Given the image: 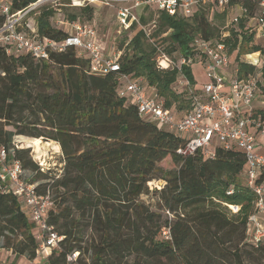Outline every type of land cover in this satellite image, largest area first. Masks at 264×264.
Wrapping results in <instances>:
<instances>
[{"label": "trees", "instance_id": "16d2710c", "mask_svg": "<svg viewBox=\"0 0 264 264\" xmlns=\"http://www.w3.org/2000/svg\"><path fill=\"white\" fill-rule=\"evenodd\" d=\"M3 1L14 12L38 0ZM262 1L229 0L241 15L223 38L205 10L218 6L213 1L195 5L186 15L146 4L150 14H139V22H152L153 30L121 38L119 71L103 76L91 74L88 57L74 48L37 60L30 54H8L0 44V144L31 172L26 180L37 184V193L51 199L46 221L62 237L46 264H264V242L246 240L257 196L245 183L244 153L221 146L212 158L199 150L177 153L184 138L140 117L136 106L117 92L118 76L131 75L152 88L165 108L183 115L193 95L176 82L177 68L158 67L157 46L147 40L165 34L158 42L165 44L161 51L178 52V58L192 57L196 40H221L236 77H256V98L262 104L253 115L264 119V46L255 42L247 24L255 22ZM44 3L30 11L37 13L36 33L60 41L68 30L51 24L55 9ZM218 7L224 15L227 8ZM92 12L86 5L78 13L90 20ZM78 13L67 18L77 20ZM3 20L0 14V26ZM256 52L263 59L258 67L242 59ZM192 65L183 64L180 72L200 91L207 78L201 69L204 79L198 81ZM15 135L55 142L58 168L41 169L28 148L15 147ZM166 158L173 169L159 166ZM159 178L164 183L151 190L148 183ZM261 182L264 171L256 181ZM227 204L240 208L232 213ZM33 227L19 198L0 191V247L34 259L39 242ZM75 252V260L69 261Z\"/></svg>", "mask_w": 264, "mask_h": 264}, {"label": "built area", "instance_id": "2783aa9c", "mask_svg": "<svg viewBox=\"0 0 264 264\" xmlns=\"http://www.w3.org/2000/svg\"><path fill=\"white\" fill-rule=\"evenodd\" d=\"M41 0L19 11H12L10 5L0 0V14L4 20L0 26V44L5 46L8 54H30L37 60H48L51 52H64L68 48L76 49L78 54L89 59V72L103 76L119 71L120 51L109 52L98 39L95 28L78 20L64 23L68 32L56 41L41 37L34 28L29 27L25 16L39 5ZM106 4H117V16L124 28L132 23L139 25L135 8L139 5L154 3L157 8L169 14H189L192 7L201 2H215L223 8L229 7V0H102ZM239 17H234L237 22ZM255 24L264 34V0L260 3V13L255 17ZM30 28V29H29ZM227 34H223L222 38ZM221 38V39H222ZM193 56H179L175 61L165 53L158 57L159 68H177L176 82L185 87L192 95L193 102L189 111L176 115L163 105V101L155 92L145 91L141 81L131 75L118 76L117 92L121 98L133 103L138 115L157 125L175 131L185 140L183 148L177 153H193L201 151L205 158H212L216 146L224 149L239 150L244 153L247 163L245 183L256 194L254 211L248 216L246 240L256 244L264 242V182L256 183L264 171V119L253 115L256 100L257 79L249 76L244 79L236 77L237 69L230 68L229 54L223 41L196 40L193 45ZM254 54V53H251ZM252 61L250 54L242 56L246 62L258 67L263 59L259 52ZM200 64L207 81L201 85L200 91L180 72L183 64ZM12 149L0 144V191L11 192L19 198L23 209L29 213L30 221L38 227L39 242L37 256L46 258L52 247H55L61 236L46 221L52 201L37 193L36 183H29L21 163L10 157ZM41 169L50 167L44 160H35ZM231 190L227 191L230 193ZM232 213L239 210V205L227 204ZM167 237L169 232L164 230ZM77 252L68 256L75 260Z\"/></svg>", "mask_w": 264, "mask_h": 264}, {"label": "rangeland", "instance_id": "374dc122", "mask_svg": "<svg viewBox=\"0 0 264 264\" xmlns=\"http://www.w3.org/2000/svg\"><path fill=\"white\" fill-rule=\"evenodd\" d=\"M45 4V7H52L55 9L54 15L50 18V22L52 25L56 27H64L65 22L69 21L67 18L69 14H74L79 12V7H84L86 5L92 6L93 12L92 17L90 20H86L83 14L77 15V20L81 23H87L92 25L98 35L99 41L102 43L104 47H106V50L109 52L117 51L118 50V42L121 38H131L133 37L138 30H140V27L138 24H136L135 27L132 28V24L128 28H124V26L121 25L119 22L118 16H117V4H106L102 0H41L39 4L41 3ZM146 4H141L138 7L135 8V14L139 16V14L144 13L145 16H149L150 14V6ZM201 6V5H200ZM195 7H192V10H194ZM207 11L209 19L212 21V23L218 28V30L222 34H228L227 31L230 28H236L237 22H233L234 17H239L241 15V10L238 6H230L226 9V13L222 15L220 13V8L218 6H215L212 8L207 7L205 8ZM213 11V12H212ZM258 13V12H257ZM37 13L29 12L25 16L26 22L29 23V27L34 28L36 27V18ZM248 26H250L251 31L254 33V40L258 44L264 46V34L260 30L258 26L255 25L254 19L248 20ZM145 27V32L150 33L153 30L152 22L147 24ZM30 29V28H29ZM143 30V29H142ZM162 36H165V34H158L155 37L150 38L147 40L150 43H153L157 46V53H156V63H158V57L163 52L161 51L165 44L158 45V42ZM258 53V52H256ZM256 53L250 54L248 58H250L252 61L256 60ZM260 58L262 55L259 53ZM170 57L175 61L178 59V52L173 53L170 55ZM176 62V61H175ZM202 67L200 64L193 63L192 65V71L196 76V79L198 81H202L204 79L202 71ZM138 81H141L140 79H136ZM142 83V81H141ZM144 85V84H143ZM145 91L152 93L153 90L151 88H148L144 85ZM262 104L261 98H256L254 105L259 106ZM29 137L23 136V135H15L13 137V144L16 148H28L29 154L31 156V159L33 161L35 160H44V162L50 167L58 168L59 166V158H60V149L59 146L53 142V141H44L42 139L39 144V150L35 149L36 147H29L25 146V142L31 141L27 140ZM159 166L161 168L165 169H173L174 165L172 164L170 158L164 159ZM31 175V172L25 171L24 177L27 179ZM164 181L159 179H154L148 183L151 190L155 187H160ZM143 199H147V197H143ZM27 217L30 221V215L28 212ZM167 216L168 219L171 218L170 215H166L163 213V218ZM33 233L37 235L38 227L34 225L33 227ZM21 261V263H17V258H14L13 261L8 258H4L0 261V264H34V260H28L26 259L25 262ZM31 262V263H30ZM35 264H46L44 259H39L35 261Z\"/></svg>", "mask_w": 264, "mask_h": 264}, {"label": "crops", "instance_id": "0c3cea01", "mask_svg": "<svg viewBox=\"0 0 264 264\" xmlns=\"http://www.w3.org/2000/svg\"><path fill=\"white\" fill-rule=\"evenodd\" d=\"M153 92H154V90H153ZM4 258L11 259L12 261H13L14 258H17V263H21V261L25 262V260L27 259L24 256H15L10 250H7V249H4V248L0 247V261L3 260ZM39 259H44L45 260V258H42L41 256H36L34 259H32V260H34L33 263L35 264V261L39 260Z\"/></svg>", "mask_w": 264, "mask_h": 264}, {"label": "bare ground", "instance_id": "6f19581e", "mask_svg": "<svg viewBox=\"0 0 264 264\" xmlns=\"http://www.w3.org/2000/svg\"><path fill=\"white\" fill-rule=\"evenodd\" d=\"M41 140L40 138H34L31 141H27L25 142V146H29V147H36L35 149L39 150V144H40Z\"/></svg>", "mask_w": 264, "mask_h": 264}]
</instances>
